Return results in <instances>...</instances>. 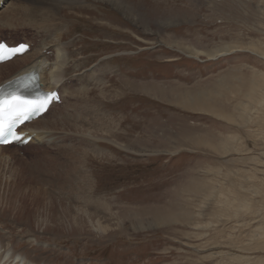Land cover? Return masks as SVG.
<instances>
[{
    "label": "rangeland",
    "instance_id": "obj_1",
    "mask_svg": "<svg viewBox=\"0 0 264 264\" xmlns=\"http://www.w3.org/2000/svg\"><path fill=\"white\" fill-rule=\"evenodd\" d=\"M32 3L10 18L21 31L0 38L43 52L49 72L56 55L42 47L62 32L49 20L71 19L59 44L74 71L57 88L68 101L48 115L71 126H53L49 148L34 139L0 152V253L12 244L47 264H264V201L251 196L264 193V0H122L121 11L111 0ZM11 4L0 3V17ZM64 174H77L81 191H59ZM66 206L72 216L60 214ZM87 213L115 234L77 230ZM56 214L60 232L46 234L38 224Z\"/></svg>",
    "mask_w": 264,
    "mask_h": 264
},
{
    "label": "bare ground",
    "instance_id": "obj_2",
    "mask_svg": "<svg viewBox=\"0 0 264 264\" xmlns=\"http://www.w3.org/2000/svg\"><path fill=\"white\" fill-rule=\"evenodd\" d=\"M4 0H0V2H3ZM6 1V0H5ZM10 1V0H9ZM12 1V4H11V9L9 11V14L5 13L4 15H2L0 17V29L2 30H12V31H15L16 32H19L21 31V25L17 24V23H14L13 21L10 20V18H12L16 13H19L20 11H28V8H32L30 6H32L31 4H33L32 2H34L33 0H11ZM22 1H29L31 2L29 5L26 6V4ZM79 1V0H78ZM111 4L114 8H117L119 11H121L122 9V0H111ZM14 3V5H13ZM72 3V2H71ZM5 4V2H4ZM67 4V3H66ZM79 4V3H78ZM86 4V3H85ZM125 7V6H124ZM34 8V7H33ZM89 8V6H88ZM79 9H82V8H79ZM77 10V9H76ZM80 11V10H79ZM81 12V11H80ZM44 15L47 17L49 16L48 12L44 13ZM74 16V14H71ZM70 15V16H71ZM24 18V17H23ZM62 19L59 20H49L50 22V25L51 23L52 26L54 25V29L57 30V24H54V23H59L61 26H60V29L62 30V34L60 33L59 37L52 43L50 44H45L43 47H42V51L44 49H47V50H53L55 52V60H53V63L49 65V72L47 70V68H45V64L47 63V59L44 57V54L43 52H33V49H31L28 53H26L25 55H23L22 57H16L15 59H13L12 61L10 62H7V63H4V64H1L0 65V85L3 84L4 82H6L7 80H10L12 77L14 76H17L19 74H23V73H27V72H30L32 70H38L40 72V75H41V83H42V87L45 89V90H48V91H52V90H55L58 88V86L60 88H64L66 87V83H63L64 81V78L66 76H68L69 72L71 71H74L72 69V66H71V63L69 62V58L70 57H74V53L70 50L71 48L67 45L65 46L64 44L61 45L59 44V41H60V36H65V33H63L66 29L69 28L70 25H72V22H71V19H69L68 17H61ZM67 18V19H65ZM16 21V20H15ZM21 22V21H20ZM22 23V22H21ZM49 25V24H48ZM59 30V28H58ZM55 32V31H54ZM53 37V36H52ZM115 37V36H114ZM54 38V37H53ZM56 38V36H55ZM47 41V40H46ZM45 41V42H46ZM16 45V44H15ZM13 45V46H15ZM74 45V44H73ZM117 46L120 47V44L117 43L115 44ZM57 46H58V49H57ZM118 48V47H117ZM121 48V47H120ZM232 48V47H231ZM36 49V48H35ZM203 53L200 52V51H196L195 52V55L199 56V55H202ZM214 55V54H213ZM212 55V56H213ZM218 57V56H217ZM23 60V61H22ZM25 64L26 66H28L25 70L23 71H20L18 72L16 75H13L11 76L10 78H8L7 80H3L1 81V79L3 78V74H5L4 72L10 68V67H17L19 64ZM85 63V59L82 57L81 58V61L79 62L78 64V67L76 68H84V64ZM103 64H98L96 66L97 70L95 71L96 73L98 72L99 75H100V70L102 71V74L105 73L106 71H103V67H102ZM105 66V65H104ZM89 69V68H88ZM92 72V70H90ZM73 72H71L72 74ZM95 73L92 72V74L90 73L89 75L88 74H83L81 76H78V77H81V80H85L86 78H94ZM106 76V75H105ZM105 76L103 77L105 80ZM78 77H72L71 79H77ZM264 82V79L262 80ZM150 88H155L157 89L156 87L157 86H149ZM81 89V88H80ZM86 89H84L82 92H80V94H86ZM103 91H105L107 94L108 92L111 93V90L110 88H107V87H104L103 88ZM108 91V92H107ZM155 93H158V94H162L164 92H161L159 90H157ZM70 95H73V93H69ZM61 96H62V100L64 103H67L68 101V97L66 96V91L63 89L62 93H61ZM106 99V97L104 98ZM61 107V106H60ZM68 108V107H67ZM54 109V106H52L49 111L43 115L42 117H40L39 119L31 122L30 124L26 125V128L24 130V132H27L29 135H33L34 136V139H35V142L38 141V140H46L45 141V147L48 146L47 148H49V146L51 144H53V142L57 139L55 138V134L53 133V126L54 127H60V130L62 129H66V128H62V127H67L68 126H71V124L67 123L66 121H60V122H57L56 119L58 117H54L53 120H48V115H50V113L52 112V110ZM66 109V108H65ZM65 111V110H63ZM64 113V112H62ZM62 116V115H60ZM74 118L70 119V121H73ZM41 130L45 131V132H41ZM103 134V133H102ZM101 134V135H102ZM39 142V141H38ZM32 143V142H31ZM30 143V144H31ZM29 144V145H30ZM40 144V143H39ZM16 145H12V146H8V147H0V152L2 154L3 151H6V150H9L12 149V148H15ZM39 146V145H38ZM52 146V145H51ZM57 146V144H56ZM233 146V145H231ZM230 146V147H231ZM43 147V146H42ZM230 147H223L222 148V151L223 153H228L229 151H232ZM235 148V147H234ZM236 149V148H235ZM8 153V152H6ZM5 154V153H3ZM9 154V153H8ZM83 155V158L84 160L87 158L88 154H86L84 151L81 152V157ZM4 157V156H3ZM9 157V156H8ZM14 158V157H13ZM11 159V158H10ZM14 160V159H13ZM8 161V160H7ZM0 164H6V159L4 158V160L1 158V155H0ZM261 162V161H260ZM257 169V168H256ZM76 169H74L73 171H75ZM258 170V169H257ZM256 170V171H257ZM72 171V172H73ZM259 171V170H258ZM260 173V171H259ZM257 177V176H256ZM77 174H64V175H60V176H57V183H58V190L60 191H64V192H75V191H81V190H78L79 188L74 186L75 182H77ZM254 178V177H253ZM87 179L88 177L87 176H83V181H84V184H87V185H90L91 182H87ZM89 180V179H88ZM260 183V182H259ZM262 184V183H261ZM65 185V186H64ZM76 185V184H75ZM241 186H244L243 184ZM253 186V185H252ZM251 186V187H252ZM244 188V187H242ZM83 189V188H82ZM245 189V188H244ZM57 190V191H58ZM245 191V190H244ZM262 191V190H261ZM54 191H51V192H37L38 195H41L43 196L45 199L47 200H51L53 198H56L54 196V194L52 193ZM247 192V191H246ZM263 192V191H262ZM61 194V193H60ZM262 193L258 190L254 191L252 193L251 196L253 195H258V197L260 196V199H262V201H264V193H263V196L261 195ZM68 195V194H67ZM262 196V197H261ZM38 197V196H37ZM79 198L78 196H74V199H77ZM35 200H37V198L34 199V202ZM35 204V203H34ZM52 204H58V205H61L62 204L60 203V200H52L50 201V205H51V208L52 209H55V207H53ZM28 206V205H27ZM250 206V205H249ZM247 206V209L248 210H251V206L249 207ZM33 207V206H32ZM264 207V206H263ZM247 213L249 211H246ZM62 213H65V214H70L71 216L73 215L72 214V210H70V208L68 206H66V208H63L62 212L60 213L62 215ZM29 219H32V217H28ZM62 218V217H61ZM66 218V217H65ZM106 218V217H105ZM102 218L99 217V215L97 214H89L87 213L86 216L83 218L82 216L81 217H78L76 218V228L77 230L81 231L83 233L84 230H86L87 232H89V234H91V232L94 233V236L95 238H100L102 240L104 239H107V237H112L114 234H115V231H114V223L112 222H104L101 220ZM59 222H62L61 219L59 218V214H56V217L53 215L52 218H51V221L50 220H47L46 221H42V223L38 224L41 226H46V228L44 229V232L46 234H50L49 232H52V233H58L60 232V228L62 227V225H58V221ZM32 221V220H31ZM72 221V220H71ZM110 221V220H109ZM17 222V221H16ZM33 222H31L30 224H32ZM72 223V222H71ZM70 223V224H71ZM138 223H142L141 221H139ZM152 222H150V225H151ZM19 224V223H18ZM24 223H22L23 225ZM74 224V223H73ZM143 225V224H142ZM117 226V225H116ZM67 228H69L67 226ZM66 228V229H67ZM120 228V227H119ZM65 229V227H64ZM117 229V228H116ZM74 229V231H77ZM69 231V230H68ZM29 232V226L26 227V233ZM73 232V231H72ZM71 232V233H72ZM85 232V231H84ZM258 232L262 238H264V236L262 235L264 233V227L262 228H258ZM83 235V234H82ZM117 235H119V233H117ZM27 236H30L29 234L27 235L26 234V237ZM32 236V235H31ZM35 237L32 236V238H34L36 241H39L40 239H45L42 235H34ZM51 241V240H50ZM57 241V240H56ZM62 242V241H61ZM11 243V242H10ZM58 243V242H57ZM5 244V241H1L0 240V247L3 248V245ZM16 246L14 247V245L11 244L10 246V250H8L7 254H4V253H0V264H47V260H44L42 261H39L37 259H33L30 254H26L24 252H18L17 250H15ZM17 249V248H16ZM74 249V248H73ZM2 250V249H1ZM76 251V250H75ZM39 259V258H38ZM13 261V263H12ZM51 263V262H50Z\"/></svg>",
    "mask_w": 264,
    "mask_h": 264
},
{
    "label": "snow or ice",
    "instance_id": "obj_3",
    "mask_svg": "<svg viewBox=\"0 0 264 264\" xmlns=\"http://www.w3.org/2000/svg\"><path fill=\"white\" fill-rule=\"evenodd\" d=\"M23 50V45L19 48H8L6 45L0 44V61ZM47 103V98L31 100L17 93L0 96V138H2L0 142L8 143L10 142L9 138L19 140L20 136L14 131L16 122H23L30 113L43 110Z\"/></svg>",
    "mask_w": 264,
    "mask_h": 264
}]
</instances>
